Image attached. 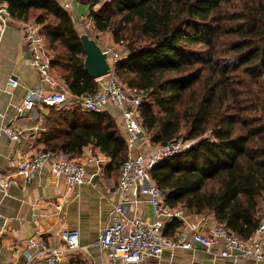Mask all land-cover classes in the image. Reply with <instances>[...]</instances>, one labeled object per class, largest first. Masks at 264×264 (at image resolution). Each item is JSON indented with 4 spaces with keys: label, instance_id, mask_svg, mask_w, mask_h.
I'll list each match as a JSON object with an SVG mask.
<instances>
[{
    "label": "trees",
    "instance_id": "obj_1",
    "mask_svg": "<svg viewBox=\"0 0 264 264\" xmlns=\"http://www.w3.org/2000/svg\"><path fill=\"white\" fill-rule=\"evenodd\" d=\"M4 1L10 17L41 25L50 65L69 96L95 89L79 33L57 0ZM77 1L95 30L127 40L129 53L114 73L144 89L141 122L150 141L196 139L151 167L167 203L249 238L264 202V0ZM49 107L44 148L76 156L92 144L110 158L107 169L120 171L128 144L109 113L72 102ZM179 224L173 218L169 228Z\"/></svg>",
    "mask_w": 264,
    "mask_h": 264
},
{
    "label": "built area",
    "instance_id": "obj_2",
    "mask_svg": "<svg viewBox=\"0 0 264 264\" xmlns=\"http://www.w3.org/2000/svg\"><path fill=\"white\" fill-rule=\"evenodd\" d=\"M57 1L71 18H77L74 12L75 0ZM9 19L6 3L0 2V26H5ZM84 25L88 27L89 22H85ZM24 38L31 50L30 63L36 68L47 90L45 92H40L39 89L28 90L18 108L19 111L31 109L35 100L46 106L72 102L81 110L93 111H101L107 103H110L118 109L123 120L128 153L121 164L117 183L122 195L109 209L107 222L99 227L98 235L93 241V245L104 253L99 264L139 262L148 257H159L164 248H191L196 243H201L208 250L220 243L218 254L225 258H234L240 254L245 258L264 263V211L261 213L255 232L247 239L216 221L206 232L196 225L188 224L179 226L173 236L165 234V227L170 220L176 217L187 220L188 217L184 208L167 203L165 190L155 182L150 170L159 161L193 147L196 139L179 137L158 144L154 148L148 145L149 138L141 122L144 89L127 86L114 73L115 62L126 53L123 55L115 48L101 46L112 59L108 61L111 70L106 73V79L102 80V76H99L95 78L96 87L93 91L69 96L50 66L48 49L40 24L33 19L26 21ZM8 82L11 85L16 83L13 78H9ZM2 131L13 139H19L21 134L18 125H3ZM85 160L90 161L92 158ZM45 165L53 174L55 182L63 178L71 186L80 185L84 181L86 172L83 160L60 149L42 148L30 156L7 157L3 174H0V188L5 191L11 183H27L33 174ZM139 194H143L152 205V218H147L137 210L130 213L132 210L130 203L135 204ZM78 238L79 231L76 228L63 229L58 244H51L47 238L32 234L22 243L13 246V251L25 256L23 264H60L64 259L65 250L75 253L86 251V245H81ZM85 261L86 264H98V261L89 256H85ZM9 264L14 263L11 261Z\"/></svg>",
    "mask_w": 264,
    "mask_h": 264
},
{
    "label": "crops",
    "instance_id": "obj_3",
    "mask_svg": "<svg viewBox=\"0 0 264 264\" xmlns=\"http://www.w3.org/2000/svg\"><path fill=\"white\" fill-rule=\"evenodd\" d=\"M74 2L80 8L78 10L74 5L77 15L74 19L81 20L82 16L88 14L87 6L77 0ZM26 21L10 17L5 26H0V174H3L7 157L30 156L45 146L42 132L50 107L35 100L31 109L18 110L28 90H47L36 68L30 63L31 50L24 38ZM51 68L63 84L57 71L52 66ZM9 78L16 81L15 85L9 84ZM102 110L109 113L126 136L118 109L107 103ZM3 125H18L21 129L19 139H13L4 133ZM75 157L84 161L86 172L80 185L70 186L63 178L55 182L53 174L45 165L39 168L27 183H11L5 191L0 188V264H9L11 261L14 264L25 262V256L14 252L13 246L22 243L26 237L38 234L47 238L51 244H58L60 232L66 228L78 229V241L81 245H86V251L75 253L65 250L64 259L60 264H86L85 256L91 257L99 264L104 253L93 245V241L98 235L99 227L107 222L109 209L122 195L117 187L119 169H107L110 158L92 144L82 146L79 155ZM86 158L92 160L86 161ZM136 199L138 200L135 204L129 201L132 205L130 213L137 210L147 218H152L153 208L148 199L143 194H139ZM57 205L60 207L57 208ZM183 208L188 219L177 218L181 224L174 228H169L173 219L170 220L165 227V234L168 236H173L179 226L188 224L196 225L206 232L215 222L211 215L195 214L186 207ZM260 208L262 213L264 207ZM220 246V243H217L208 250L201 243H196L191 248H164L159 257H148L128 264H264L240 254L234 258H225L218 254Z\"/></svg>",
    "mask_w": 264,
    "mask_h": 264
},
{
    "label": "water",
    "instance_id": "obj_4",
    "mask_svg": "<svg viewBox=\"0 0 264 264\" xmlns=\"http://www.w3.org/2000/svg\"><path fill=\"white\" fill-rule=\"evenodd\" d=\"M79 39L83 48V67L93 78L108 73L111 66L107 60V53L101 48L98 41L87 32L79 33Z\"/></svg>",
    "mask_w": 264,
    "mask_h": 264
},
{
    "label": "rangeland",
    "instance_id": "obj_5",
    "mask_svg": "<svg viewBox=\"0 0 264 264\" xmlns=\"http://www.w3.org/2000/svg\"><path fill=\"white\" fill-rule=\"evenodd\" d=\"M101 2H98L96 4L93 5L94 8L98 7L99 4ZM76 8H78V4L75 5ZM75 8V9H76ZM88 9V8H87ZM78 10H80V8H78ZM87 11V10H86ZM75 12V11H74ZM88 13V11H87ZM73 22H74V25H75V28L77 30L78 33H81V32H87L90 36L94 37L98 43L101 45V46H110L112 48H115L119 51H121V53L124 55L125 53L128 54V50L126 49V43H127V40L124 39V38H121L123 39L122 42H119V41H115L112 36H111V31L110 30H106V31H97L94 29L93 25H92V22H91V17L89 16V14H87V16H82L81 17V20H78V19H72ZM85 22H89V25L88 27H86L84 24ZM124 49V50H123ZM127 50V51H126ZM107 60L108 61H111V57L110 56H107ZM58 72V71H57ZM60 72V70H59ZM101 79L102 80H105L106 77H107V74H104V75H101ZM257 87V86H255ZM239 127L240 126H237V129L239 130ZM182 136H184V133L182 134ZM148 145L150 147H156L157 144H154V143H150V141L148 142ZM262 205V206H261ZM260 207H264V203L261 204Z\"/></svg>",
    "mask_w": 264,
    "mask_h": 264
}]
</instances>
